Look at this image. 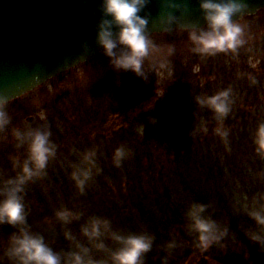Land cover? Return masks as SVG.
Instances as JSON below:
<instances>
[{
  "label": "trees",
  "instance_id": "1",
  "mask_svg": "<svg viewBox=\"0 0 264 264\" xmlns=\"http://www.w3.org/2000/svg\"><path fill=\"white\" fill-rule=\"evenodd\" d=\"M225 57L193 74L188 68L187 78H178L177 92L168 100L153 93L150 100L157 102L154 107L147 104L151 111L143 121H135L133 113L137 105L143 108L141 103L122 101L73 117L77 126L55 139L57 155L49 162L47 175L27 186L25 203L32 230L44 235L56 251L68 250L69 241L54 215L63 206L83 212L85 218L106 217L126 233L154 235L147 264H161L165 255L169 264H264V249L249 239L252 233L264 235V228L244 210L264 206V155L256 152L254 144L256 129L264 123V68L238 63L231 52ZM228 88L233 103L222 119L195 102L197 96L210 97ZM217 130L228 132L226 140ZM120 146L131 155L117 168L112 157ZM88 150L96 151L101 171L93 170L81 194L71 173ZM14 163L9 177L19 171ZM192 202L209 204L213 218L229 226L221 244L207 250L198 247L184 219ZM82 222L67 228L84 241L79 231ZM13 231L7 225L0 227V264H10L4 253ZM173 240L177 247L169 253L166 245Z\"/></svg>",
  "mask_w": 264,
  "mask_h": 264
},
{
  "label": "clouds",
  "instance_id": "2",
  "mask_svg": "<svg viewBox=\"0 0 264 264\" xmlns=\"http://www.w3.org/2000/svg\"><path fill=\"white\" fill-rule=\"evenodd\" d=\"M202 13V25H181L176 11L187 10V0H161L162 16L160 29L165 33L185 31L192 44V52L201 57L215 56L219 53L236 54L244 44V28L237 22L247 5L245 0H197ZM152 0H101V17L96 24V43L108 58L109 64L116 72H130L145 82L149 72L145 69L146 59L157 49L149 31V15H141ZM81 47L87 51L88 44ZM175 48L169 46L168 55ZM164 66L163 63L160 65ZM253 83L256 81L253 79ZM201 106L213 110L219 118L226 117L231 111L232 89L228 88L210 97L195 98ZM9 99L0 96V131L11 124L7 111ZM225 138L227 131L217 130ZM16 147L26 146V158L15 162L17 174L4 181L0 186V227L7 225L14 231L9 237L5 250L10 264H147V255L153 250L155 236L144 231L141 233L125 232L113 226L110 219L92 215L85 218L81 211L67 207L55 210V217L61 225L63 235L69 241L66 251L58 252L50 246L45 236L32 230L28 220L25 203L27 186L47 175L49 162L57 155V145L51 139L49 127H28L13 131ZM254 144L256 152L264 155V123L258 125ZM131 155L129 149L120 146L113 153V164L119 168ZM99 174L97 153L88 150L84 153L81 165L74 166L71 178L79 192L83 194L93 178V170ZM210 205L192 202L184 212L186 229L196 237L198 247L207 250L213 245L221 244L229 234V226L215 220L209 212ZM245 212L256 224L264 228V206H245ZM80 223V240L67 228L74 222ZM249 239L264 249V235L252 233ZM111 245H115L112 247ZM177 247L175 240L166 245L171 252ZM94 253H103L97 257ZM161 264H169V257L161 258Z\"/></svg>",
  "mask_w": 264,
  "mask_h": 264
},
{
  "label": "rangeland",
  "instance_id": "3",
  "mask_svg": "<svg viewBox=\"0 0 264 264\" xmlns=\"http://www.w3.org/2000/svg\"><path fill=\"white\" fill-rule=\"evenodd\" d=\"M237 22L244 28L245 44L238 49L236 61L250 68H264V8ZM152 39L157 49L145 62V69L149 72L147 82L130 72L114 71L101 51L76 67L10 100L7 111L11 124L0 131V186L10 178L15 159L22 162L27 155L26 146L16 147L13 135L15 129L49 127L52 132L51 139L57 145L55 139L65 137L69 130L77 126L71 120L83 115V110L87 113L95 112L99 107L104 108L112 102L120 101L127 105L141 103L143 108L140 109L137 105L133 113L137 115L135 121H143L145 115L147 117V113L151 111L149 105L154 107L157 102L150 100L153 93L156 98H162V101L168 100L173 92H177L180 82L178 78H187L188 68H191L192 73L200 67L209 68L226 60L225 53L212 56V61L204 60L206 57L193 53L187 32L179 29L172 33H154ZM169 46L175 48L172 55H168ZM201 60L204 61L199 63ZM161 63L164 64L163 67L160 66ZM165 89L169 91L167 96ZM29 117H33V120L28 121ZM112 119L118 121L117 117Z\"/></svg>",
  "mask_w": 264,
  "mask_h": 264
},
{
  "label": "water",
  "instance_id": "4",
  "mask_svg": "<svg viewBox=\"0 0 264 264\" xmlns=\"http://www.w3.org/2000/svg\"><path fill=\"white\" fill-rule=\"evenodd\" d=\"M100 3L101 0H0V96L10 101L100 53L96 43ZM245 3L247 7L237 21L264 8V0ZM145 14L150 17L149 31L162 33L161 0H152L141 13ZM174 14L181 25L203 24L197 0H187V10ZM83 42L88 44L87 51L81 47Z\"/></svg>",
  "mask_w": 264,
  "mask_h": 264
}]
</instances>
